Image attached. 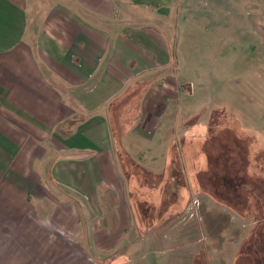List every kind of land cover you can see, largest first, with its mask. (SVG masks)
I'll return each instance as SVG.
<instances>
[{
    "label": "crops",
    "instance_id": "1",
    "mask_svg": "<svg viewBox=\"0 0 264 264\" xmlns=\"http://www.w3.org/2000/svg\"><path fill=\"white\" fill-rule=\"evenodd\" d=\"M194 1L0 0V264H236L247 235L163 199Z\"/></svg>",
    "mask_w": 264,
    "mask_h": 264
},
{
    "label": "rangeland",
    "instance_id": "2",
    "mask_svg": "<svg viewBox=\"0 0 264 264\" xmlns=\"http://www.w3.org/2000/svg\"><path fill=\"white\" fill-rule=\"evenodd\" d=\"M194 3L201 18L199 21L186 18L179 24L177 59L169 68L170 74L178 78L176 90L173 89L179 95L177 104L184 106V111L177 117L169 115L167 120L170 127L179 121L176 136L185 134L183 137L191 143L193 137L200 140L216 135L219 143L215 139L213 144L203 147L208 165L219 169L217 160L224 158L217 157V146L225 144L224 148L232 154L220 165L227 163L236 170L233 173L237 172L239 189L249 192V197L244 198L243 209L230 208V202H235L223 199L224 183L216 186V192L213 189L210 192L205 183L207 176L191 173L203 168L207 158L201 155L202 159L191 162L195 158V146L187 145L184 171L189 188L184 184L181 196L166 187L163 199L171 195L174 203L183 200L185 208H179L182 211L178 215L188 219L186 234L194 232L196 219L214 217L219 220L211 223L208 230L206 225V232L215 234L216 243L223 238L222 229H230L237 234L236 238L242 232L247 240L258 229L260 219L264 220V212H259L260 206H264V0H195ZM172 130L169 129L168 137L172 136ZM230 236L225 240L231 239ZM192 241L186 240L187 246H192ZM221 248L216 251L217 260L229 261L230 254L222 253L225 245ZM183 261L188 264L191 258L186 256Z\"/></svg>",
    "mask_w": 264,
    "mask_h": 264
},
{
    "label": "trees",
    "instance_id": "3",
    "mask_svg": "<svg viewBox=\"0 0 264 264\" xmlns=\"http://www.w3.org/2000/svg\"><path fill=\"white\" fill-rule=\"evenodd\" d=\"M208 136H210V135H208ZM216 138H217L216 135H215V138L213 136H211V139H210V137H207V138L203 137L200 140L198 138L196 139L193 137L192 143L186 141L185 137H183L182 139H178L177 143L175 142L176 144H174V146H173V150H170V153L172 156L171 159L173 161L172 163L174 164V165H172V167L175 168L178 173L185 169L184 165H185V158L187 157V150H186L187 145L195 146L194 148H195L196 154H195V158H193L191 162H193L194 160L202 159L201 155H205V157L207 158L206 152L203 153V147L210 145V144H213V141ZM219 141L220 140L216 139L217 143H219ZM216 142H214L215 145H216ZM217 147L219 148L218 149L219 155L217 157L222 156L224 158L223 160L222 159L217 160V161H220V162L216 163L217 167L219 169H215L211 165H208V158H207V161L205 163V166H203V168L201 167L200 169H197V170L195 169L191 173L193 175H195L196 173H200L202 176L204 173L208 178V180L205 183H206L207 188L210 189V192H211V189L215 190V188H217L216 187L217 185L224 183L225 184L224 187H226V188L224 189V196H222L223 199H225V201H228V203H229V200H233L235 202V203L230 202V205H228V207H230V208L238 207L239 209H241L242 204L245 203L243 201L244 198H246L247 196L249 197V192L243 193L242 191H240L239 187H241V186L239 183H237L238 181L236 179V177L238 175H237V172H236V175L233 173L235 169H233L232 166L231 167L228 166L227 163H226L227 166H226V164L220 165V164H222L221 161L226 160V156L228 154H232V153L229 152V150L224 148V147H226L225 144H223L221 146L218 144ZM205 157H204V159H205ZM217 157H215V158L217 159ZM188 163H190V162L188 161ZM219 166H221V167H219ZM217 170H219V171H217ZM220 171L223 172L221 176L217 175V173H219ZM215 175L217 176L216 181L214 180L216 178ZM143 176H145V175L142 174L140 176V180H142V181L144 180ZM186 177H187V175H185V171H184V177L183 178L180 177V179H182L183 183L189 188V183L188 182L186 183V181H187ZM167 187L175 188L173 186L171 180L168 183ZM216 191L217 190H215V192ZM171 197L172 196L170 195V197H168L167 199L170 201ZM262 211L264 212V206L263 205L260 206L259 212H262ZM226 212H230V211L226 210ZM256 227H258V229L252 233L251 238L247 239L243 243L241 250L238 253V259H237L236 264H264V220L260 219V222L258 223V225Z\"/></svg>",
    "mask_w": 264,
    "mask_h": 264
}]
</instances>
